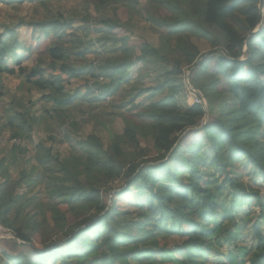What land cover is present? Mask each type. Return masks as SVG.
I'll use <instances>...</instances> for the list:
<instances>
[{"label":"trees","instance_id":"trees-1","mask_svg":"<svg viewBox=\"0 0 264 264\" xmlns=\"http://www.w3.org/2000/svg\"><path fill=\"white\" fill-rule=\"evenodd\" d=\"M1 1L45 6L59 0ZM98 1L104 8L109 0ZM160 2L163 6L157 10H167L169 15L151 9L143 19L136 9L128 11L132 21L143 19L153 25L157 45L137 36L138 41H131L136 39L133 32L118 19L102 22L104 43L124 48L123 59L117 60L113 71L105 65L86 70L70 63L72 56L63 44L73 36L65 33L67 22L27 21L21 26L20 38L30 33L35 43L54 37L32 66L27 64L32 45L16 39L7 43L0 36V77L20 80L19 86L30 94L49 91L47 98L60 111L65 104L55 96L65 95L67 85L84 75L89 85L103 76L110 81L88 92H97L96 101L116 93L119 86L112 79L119 70L118 76L130 85V72L138 62L159 75L154 87L146 90L147 105L136 103V95L119 107L143 110L136 114L140 124L130 118L124 121V131L114 137L110 150L101 139L90 136L76 142L63 157L41 142L36 158L45 169L37 174L31 166L17 180L11 179L9 164L16 165L18 156L27 151L13 147L11 163L10 158L1 157L0 223L20 241L12 243L27 245L30 251L15 255L0 251V264H207L226 242L237 251L217 264H264L260 224L244 231L235 219L242 215L240 221H248L251 211L244 213L245 205L257 209L264 221V148L259 142L248 143L254 128L264 131V0H207L205 23L223 33L215 39L210 35L214 40L209 39L206 25L189 15L186 0ZM132 5L136 8L138 2L133 0ZM201 40L210 45V51L202 53ZM129 44L138 47L140 56ZM186 70L191 85L208 99V111L194 104L184 107L179 101L183 87L174 78ZM208 88L218 90L223 99L218 116ZM25 116L21 112L8 116L7 127L14 138L31 139L37 124ZM31 161L26 162L27 168ZM246 174L260 182L245 185ZM116 179L124 180V185L109 197V205L108 192L113 190L109 184ZM41 186L42 192L35 193ZM51 225L66 226L63 238L51 237ZM245 233L257 240L252 250L236 245ZM173 239L180 243L171 245Z\"/></svg>","mask_w":264,"mask_h":264},{"label":"rangeland","instance_id":"rangeland-1","mask_svg":"<svg viewBox=\"0 0 264 264\" xmlns=\"http://www.w3.org/2000/svg\"><path fill=\"white\" fill-rule=\"evenodd\" d=\"M130 1L133 2V0ZM131 2L125 1L121 3L120 0H109L108 3L105 4V7L102 8L98 0H59L48 2L45 6L35 5L30 2L24 5H6L0 0V36L2 40L7 43L16 39L21 44L23 43V45L25 43L23 41H26L27 45H32L33 55L30 56L31 59L27 63L32 66L35 65L37 61L38 53L45 52V49L54 41V37L44 39L41 36V41L35 43L31 40L30 33H24L20 38L19 34L20 31H22L21 26L27 24V21L48 22L53 19L67 22L70 26L65 29V33L73 36L65 38L63 44L72 56L70 63L86 70L96 64L102 67L105 65V69L111 70L113 66H117V60L123 59L122 50L124 48L118 46L114 49L109 47V43H104L106 29L102 24L103 21L118 19L121 23L125 24L127 28L132 29L133 38L136 39L131 38V41L136 42L138 38L143 37L152 45H157L158 43V35L152 30L150 27L151 25L143 20L145 17H148L149 11L147 9L141 11L136 9L143 17L136 26L128 22L127 12L129 8L133 7ZM150 13H152V11H150ZM7 31H13L14 33L9 35ZM131 46L135 47V52L140 56L138 47L134 45ZM210 50L211 47L209 44L205 43L202 45V53H206ZM81 55H83V58H81ZM170 67H173V65H170ZM100 72L102 73L103 69ZM187 72L186 70L184 74L174 78L175 83L183 87L182 91L178 94V99L184 107L192 104V98L189 96L186 89ZM117 73L119 75L120 70ZM118 75H115L116 80L112 79V81L119 86L116 93L110 97L100 98L99 101H96L94 98L97 97V92H94L93 95L88 92L95 88L94 85H108V83H110L108 78L103 76L104 78L93 82L92 85H89L90 80L88 79V75L72 80L70 85H67V93L65 95L55 96L58 100L61 99L64 101L65 109H62V111L58 109V105L55 102L47 98V96L50 95L49 91L30 94L24 86H19L21 83L20 80L5 76L0 77V159L3 156L10 158L9 152L13 147L15 148V146H12L10 142H8L10 139H14L11 130L7 127V118L10 114L16 112L25 113L26 119H34L35 125L37 124L36 127H34L31 139H21L25 142L26 146H28V148L25 149L27 154L24 156L19 155L16 165L11 163L12 157L9 159L11 164H9L8 169L11 179L17 180L22 170H26V172L29 173L31 166L37 170V174H41L45 168L38 165L36 158L38 154L37 146L41 144V142H47L55 153L63 157L69 154L72 148L71 146L75 145L76 142L86 140L90 136L101 139L105 148L110 150L114 137L123 133L125 126L124 121L126 119L130 118L137 124H140L136 114L143 109H136L129 112L128 109H130L131 105L123 110L119 109V107L128 103V100L130 101L136 95L139 97L136 103L147 105L148 100L145 99L148 94L146 90L154 87L155 81L159 75L150 73V70H147V68L144 66L142 67L141 64L138 63L134 66L132 76L135 79L139 78V80H134L133 83L128 85V83L122 81V77ZM139 83H141L142 86H140ZM209 89L210 88H208V90ZM217 91L214 89L209 90L212 94L210 99L214 103L216 116L220 114L223 105V99ZM207 103L209 105L208 99ZM72 124L75 125L72 126ZM250 134H252V137L248 140V143L252 145L259 142L264 148V131L254 128ZM51 137H54L55 140L50 141L49 138ZM152 144L153 143L150 141L149 147L151 150L153 148ZM123 148L126 153H132V150L124 146ZM154 155V152L151 151V156L153 157ZM28 160L32 161L27 168L26 162ZM259 182L260 179L251 176V174H246L244 177L245 185L251 186ZM123 185L124 180L122 179H116L109 184L113 189L108 192L107 198L109 205L111 203L109 197H112L114 191H118ZM40 188L36 189L35 193L42 192L43 187L41 186ZM262 195H264V193ZM251 208L252 207L245 205L243 206L244 213L251 211L250 218L245 224L240 221L242 215H236L235 219L243 225L244 231L245 229L251 231L252 226L259 223L264 233V221L259 217L258 210H251ZM29 212L32 213L35 211L30 209ZM243 218L245 217L243 216ZM223 224L224 227L230 226L226 223ZM52 226L53 225H51V237L54 240L63 238L64 234L67 232L66 226L60 225L57 228H52ZM245 235L246 237L243 235L241 240L237 241L236 245L248 246L251 247L252 250L256 247L257 240L254 239L250 233H245ZM241 241L243 242L241 243ZM170 243L171 245H177L180 242L177 239H173ZM234 249V244L226 242L221 246L219 252L209 257V262L207 264H217L218 261L222 260ZM0 251L9 255H15L17 253L29 252L30 249L27 245L19 247L12 243V241H0ZM235 256L237 259H240L239 255ZM247 259L248 257L245 258V260ZM133 264L138 263L134 262Z\"/></svg>","mask_w":264,"mask_h":264},{"label":"crops","instance_id":"crops-1","mask_svg":"<svg viewBox=\"0 0 264 264\" xmlns=\"http://www.w3.org/2000/svg\"><path fill=\"white\" fill-rule=\"evenodd\" d=\"M121 3H124L125 1L126 2H131L130 0H120ZM138 2V5L136 6V8H134V5L133 2H131L132 6L131 8L129 9H137L139 11L141 10H144V9H147L148 11L151 10V9H154V11H158L157 9L158 8H162L163 6V3L160 2V0H144V1H141V0H136ZM157 7V8H155ZM128 9V11H129ZM185 9L187 10V12L189 13V15H196V17L198 18V20L201 22V24L203 26L206 25V28L208 29V32H209V39L210 40H214L215 38H220L222 37L223 33L217 29V28H208L207 27V24L205 23V16H206V12H207V0H186V5H185ZM159 14H161L162 16L164 15H169L170 13L167 11V10H163L161 9L160 11H158ZM127 17H128V22L131 24V25H134L136 26L137 23L140 21L138 19L136 20H133L129 17V12H127ZM150 24V23H149ZM122 25L125 27V29L129 30L130 28H127L125 26V24L122 23ZM151 25V24H150ZM153 25H151L150 27L152 28ZM129 31H132V29H130ZM133 32V31H132ZM214 36V39L211 38V36ZM194 40V39H193ZM196 40V39H195ZM200 43L202 44H205L206 41L204 40H201ZM133 50H134V53L135 55L138 57L137 53L135 52V48L133 47ZM149 60V61H148ZM148 62H150V59L148 58L147 59ZM138 64H141V66L143 67L142 63L141 62H138ZM135 66V65H134ZM150 69H154L153 67H150ZM134 70V68H133ZM133 70L130 72V74L133 73ZM151 72V70H150ZM134 80H139V78H134L132 76V78L130 79V83H133Z\"/></svg>","mask_w":264,"mask_h":264},{"label":"built area","instance_id":"built-area-1","mask_svg":"<svg viewBox=\"0 0 264 264\" xmlns=\"http://www.w3.org/2000/svg\"><path fill=\"white\" fill-rule=\"evenodd\" d=\"M187 73H188L187 74L188 77H187V83H186L187 88L186 89H187L189 96L192 98V100H191L192 104L203 106L206 109V107H208V103H207V100H206L204 94L200 90L196 89L195 87H193L191 85L190 79H189L190 73H189V71ZM100 79H102V78H100ZM100 79H98V80H100ZM92 83H91V85H92ZM8 142H10V144L12 146L21 147L23 149L28 148V146H26L25 142L21 139L14 138V139H10ZM0 241H12V242L17 241V242H20L19 240H17L15 238V236L11 230L9 228L3 226L1 223H0Z\"/></svg>","mask_w":264,"mask_h":264},{"label":"water","instance_id":"water-1","mask_svg":"<svg viewBox=\"0 0 264 264\" xmlns=\"http://www.w3.org/2000/svg\"><path fill=\"white\" fill-rule=\"evenodd\" d=\"M258 30H256L254 33H256ZM206 110L208 111L209 110V107H206Z\"/></svg>","mask_w":264,"mask_h":264}]
</instances>
